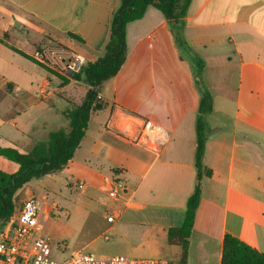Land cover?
Here are the masks:
<instances>
[{
    "label": "crops",
    "instance_id": "0c3cea01",
    "mask_svg": "<svg viewBox=\"0 0 264 264\" xmlns=\"http://www.w3.org/2000/svg\"><path fill=\"white\" fill-rule=\"evenodd\" d=\"M119 6L120 0H0V148L5 142L28 153L45 143L58 115L68 119L64 105L73 111L90 89L74 75L42 67L35 51L60 46L83 55L85 66L97 62ZM126 43V62L99 90L66 169L109 201L111 227L147 228L176 263L181 249L169 244L167 232L182 226L197 185L201 115L210 175L201 181L187 264H221L227 234L264 253V0H191L179 21L150 6L128 24ZM204 97L210 110L201 113ZM139 118L167 134L159 150L130 137L141 130L131 122ZM114 177L125 182L128 202L108 199L105 184Z\"/></svg>",
    "mask_w": 264,
    "mask_h": 264
},
{
    "label": "trees",
    "instance_id": "16d2710c",
    "mask_svg": "<svg viewBox=\"0 0 264 264\" xmlns=\"http://www.w3.org/2000/svg\"><path fill=\"white\" fill-rule=\"evenodd\" d=\"M191 0H120V6L113 15L111 34L102 56L97 62L86 65L76 80H84L89 86L84 101L73 111L66 113L70 121L68 131L50 135L49 141L37 144L30 152L21 153L13 147L0 148V156L18 165L15 173L0 170V223L9 220L15 214L18 205L17 192L34 179L54 174L67 168L74 158L75 151L85 136L91 118V112L98 102V92L102 85L115 77L126 62V29L129 23L141 19L152 6L174 21L186 16ZM41 65V64H40ZM45 68V66L41 65ZM46 69V68H45ZM48 70V69H47ZM49 71V70H48ZM65 83L66 78H61ZM210 99L204 97L200 112L210 110ZM206 124L198 118L197 124V185L187 201L186 215L182 226L168 229V242L179 246L181 255L175 264L188 263L189 238L194 227L196 211L201 200V181L210 171L203 166L206 143ZM116 173L115 175H118ZM221 264H264V253L249 246L237 237L227 234L222 248Z\"/></svg>",
    "mask_w": 264,
    "mask_h": 264
},
{
    "label": "rangeland",
    "instance_id": "374dc122",
    "mask_svg": "<svg viewBox=\"0 0 264 264\" xmlns=\"http://www.w3.org/2000/svg\"><path fill=\"white\" fill-rule=\"evenodd\" d=\"M32 37L41 43L45 40L42 35L32 34ZM64 107L72 111L71 104H65ZM57 119L58 121L51 123L55 132L65 131L69 127V119L61 114ZM48 138L50 137H46L47 141ZM88 141L89 139L85 140V143ZM1 144L2 147L10 146L5 142ZM17 169V164L0 156V170L14 173ZM82 178L65 168L32 180L16 194L18 206L28 195L45 203L49 217L44 224V233L50 237L54 260L63 262L73 252L84 250L96 255L141 258H156L163 254L171 261V255L162 250V243L146 234L147 228H124L120 224L111 227L106 219L109 201L102 200L104 195L92 188L86 192L77 189L74 183ZM12 223L13 219L3 220L0 223V233L8 232ZM171 263L175 264L173 261Z\"/></svg>",
    "mask_w": 264,
    "mask_h": 264
},
{
    "label": "built area",
    "instance_id": "2783aa9c",
    "mask_svg": "<svg viewBox=\"0 0 264 264\" xmlns=\"http://www.w3.org/2000/svg\"><path fill=\"white\" fill-rule=\"evenodd\" d=\"M33 58L48 69L68 76L79 74L86 64L83 55L57 46L38 48ZM139 119L141 121H139ZM131 120L141 130L132 132L134 142L145 144L157 151L167 142V134L153 121L139 118ZM74 186L86 192L87 184L76 181ZM107 197L111 201L128 202L125 182L117 177L105 184ZM49 217L45 203L34 196L22 201L15 214L8 232L0 233V264H171L162 258H132L129 256H105L79 250L63 261L52 258L50 237L44 233V224ZM108 223L115 221L114 214L106 211Z\"/></svg>",
    "mask_w": 264,
    "mask_h": 264
}]
</instances>
